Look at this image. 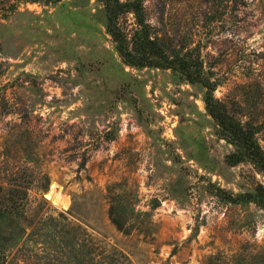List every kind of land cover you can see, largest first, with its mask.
Listing matches in <instances>:
<instances>
[{
  "label": "rangeland",
  "instance_id": "obj_1",
  "mask_svg": "<svg viewBox=\"0 0 264 264\" xmlns=\"http://www.w3.org/2000/svg\"><path fill=\"white\" fill-rule=\"evenodd\" d=\"M144 5L215 96L260 114L264 0ZM104 23L99 0H0V183L27 187L28 220L63 211L114 264H264V207L247 199L263 172L225 161L200 83L125 63Z\"/></svg>",
  "mask_w": 264,
  "mask_h": 264
},
{
  "label": "trees",
  "instance_id": "obj_2",
  "mask_svg": "<svg viewBox=\"0 0 264 264\" xmlns=\"http://www.w3.org/2000/svg\"><path fill=\"white\" fill-rule=\"evenodd\" d=\"M99 1L104 7L105 28L121 59L130 65L179 70L190 82L200 83L204 87L205 108L217 125V133L233 146L225 154V161L236 164L247 160L264 174V103L255 116L235 99L215 96V82L203 69L199 54L180 52L179 47L172 45L168 35L148 21L144 0ZM127 11L135 19L131 28L121 21V14ZM194 49L190 47V51ZM247 199L264 207V185L258 183L247 193ZM27 202V187L0 183V264H114L100 256L101 251L89 233L63 211L28 220ZM111 214L112 221L126 230L112 208Z\"/></svg>",
  "mask_w": 264,
  "mask_h": 264
},
{
  "label": "bare ground",
  "instance_id": "obj_3",
  "mask_svg": "<svg viewBox=\"0 0 264 264\" xmlns=\"http://www.w3.org/2000/svg\"><path fill=\"white\" fill-rule=\"evenodd\" d=\"M49 192V190L46 192V196H47V193Z\"/></svg>",
  "mask_w": 264,
  "mask_h": 264
}]
</instances>
